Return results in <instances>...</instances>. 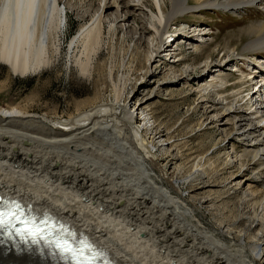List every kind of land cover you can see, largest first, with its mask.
Returning <instances> with one entry per match:
<instances>
[{
	"label": "bare ground",
	"instance_id": "bare-ground-1",
	"mask_svg": "<svg viewBox=\"0 0 264 264\" xmlns=\"http://www.w3.org/2000/svg\"><path fill=\"white\" fill-rule=\"evenodd\" d=\"M62 1L28 0L17 3L16 0H0V62L12 74H36L59 59L62 52L60 34L69 14L61 7ZM97 1L98 9L92 15H83L82 21L85 23L71 39L70 49L74 52L73 62L82 75L92 79L95 73L106 74L107 89L104 94L101 91L95 94L89 102V109L78 107L74 112L60 117L56 112L55 118H49L47 114L38 116L17 107L0 109V194L40 214L41 223L45 226L55 225L56 218L65 221L78 235L91 239L90 243L114 264H264V220L262 230L253 238L254 232L250 227L239 233L234 228L220 225V237H217L199 219L194 218V210L180 198L179 189L173 182L170 185L175 193L164 187L169 177H166L167 173L163 176L156 170L155 156L145 149L142 137V133L149 129L157 131L159 138L164 135L161 134L164 130H159L160 123L154 111L147 103L152 98L153 90L148 93L141 86L132 97L134 100L137 95V99L133 102L128 98L123 100L131 70H141L144 66L140 53L137 51L126 63L122 59V63L117 64L112 59L115 58L116 45L125 42V39L117 40L116 36L121 27L130 28V20L138 24L141 40L145 32H152L154 38L159 40L166 33L184 32L190 36L186 23L184 27L177 26L176 30L167 31L170 22L186 12H199L201 9L236 12L255 4L264 7V0H143L141 5L131 4L127 0ZM144 4L150 12L144 13L146 17L142 18L135 12L138 9L144 12ZM116 5L121 8V15L118 9L117 25H109L107 34L110 37L107 40L105 16ZM89 7L92 8V4ZM81 9L77 4L74 10L81 13ZM147 23L152 28H147ZM248 28L254 35L242 50L253 55L263 53L264 19L250 24ZM11 41L21 43L12 53L4 48ZM105 44H108L111 61L108 58L98 60L103 56L101 49ZM233 44L219 52H225L223 66L236 60L228 51L234 47ZM170 45L165 49L159 47L154 56L146 55L147 61L154 64L162 60H157L158 55L176 51ZM120 48L124 56L130 49ZM198 50L206 53L202 68H214L213 61L208 60L216 55L217 48L204 46ZM177 55L174 54V57ZM136 60L140 67L134 70L131 63ZM179 60L176 58L177 62ZM255 67L251 72H246L240 66L241 80H237L236 84H245V74L255 73L250 77L259 84L256 95L262 99L264 66L258 64ZM158 69L155 66L147 71L149 81L154 80ZM223 71V68L218 69L219 74L213 73L209 81L197 86L193 92L205 96L209 90H215L224 97L229 88L218 87L219 82L225 84L227 81L222 76ZM192 73L186 71L185 75L181 73L179 77L190 83ZM244 92L246 89L238 91L239 94ZM109 98L113 101L109 102ZM222 99L215 104L217 115L222 117L220 121L225 120L226 125L234 126L237 139L246 137L242 156L247 159L251 157L250 161L264 167V118L258 115L261 110L257 111L256 108L255 112L241 114L240 107H236L233 100L225 102L228 98ZM152 121L148 128L145 122ZM169 128L171 126L165 125L166 130ZM176 147L181 149L179 144ZM170 160L175 161L176 157ZM202 160V157L196 162L194 158L188 160V163L195 165V169H187L191 189L210 186L209 179L205 181L203 177L206 173L198 172L199 167L205 165L206 161ZM187 165L184 164L182 168L186 169ZM262 171L264 173V169ZM258 174L253 175V181L262 180L264 186V178ZM249 190L253 194L256 192L250 184ZM255 199L264 203V188ZM114 236H118L119 241L113 239ZM226 237L237 241L236 248L226 243ZM34 247L30 246L29 241L17 243L0 239V264L58 263L53 260L54 255L46 256L44 251Z\"/></svg>",
	"mask_w": 264,
	"mask_h": 264
},
{
	"label": "rangeland",
	"instance_id": "rangeland-1",
	"mask_svg": "<svg viewBox=\"0 0 264 264\" xmlns=\"http://www.w3.org/2000/svg\"><path fill=\"white\" fill-rule=\"evenodd\" d=\"M127 1H130L131 4H143V0ZM98 3L97 0L62 1L61 7L65 8V11L69 14L65 27L61 32L62 35L60 34L62 52L59 59L57 58L51 66L36 74L20 76L12 74L9 68L0 62V109L17 107L38 116L47 114L49 118L56 117L55 113L57 112V116L60 117L74 112L78 107L89 109V102L95 94L99 91L104 94L108 84L106 74L95 73L92 79L82 75L75 62H73L74 52L70 49L71 39L77 35L85 23V21H82L83 15H92L98 9ZM74 4L76 6L78 4L83 8L81 13L75 12L76 6ZM90 4H92V8L89 7ZM258 6L255 4L236 12L223 9H201L199 12H186L180 15L176 21L170 22L167 31L176 30L177 26L184 27L187 22L188 28L186 29L187 31L190 30V36L185 37V34L181 35L184 32H177L175 34L177 38H174L176 40L171 43L172 45H170L172 36L169 33L163 35L162 40H159L154 38L152 32H145L141 40L139 38L141 30L138 24H134L130 20V28L127 29L126 26L121 27L122 24L118 21V26L121 29L116 37L120 41L125 39V42H119L120 44L116 45L115 58L112 59L117 64L122 63V59L126 63L138 51L140 60L144 63L141 70H135L136 67H140L137 60L131 63V67L135 71L131 70V77L127 82L123 100L127 98L131 100L141 86H144L145 92L149 93L153 90L152 100L150 99L147 103L150 104L155 118L160 123L159 130H164L161 133L164 134L161 138H159L160 134L157 135V131L149 129L143 132L145 149L155 156L156 170L163 176L167 173L166 177H169V182H165L164 187L175 193L170 185L173 182L176 188L179 189L180 198L185 200L184 202L188 203L194 210V218L199 219L204 227L217 237H220L219 225L230 229L234 228V231H239V233L250 227L254 232L252 238L263 228L264 203L259 199H255L257 194L261 193L264 188L263 181H253L255 179L252 177L259 173L262 176L261 178H264L262 171L264 167L258 165V162L250 161L251 157L247 159L242 156L246 137H240L241 140L237 139L234 126L231 124L226 125L225 120L220 121L222 117L220 118V115H217L219 113L215 108V104L226 97L228 100L225 102L233 100L234 105L240 107L239 113L255 112L258 109L257 111L261 110L258 115L260 118H264V103L262 104L260 101L250 103L248 99L252 101V95H249L248 92L238 93V91L247 88L243 87L244 84H236L241 80V77L228 69L233 61L230 62V65L223 66L222 58L225 52L219 54L226 46L234 43V47L228 50L229 54L236 59H238L237 56H242L237 62L239 64L247 62L244 64L245 67L246 65L248 67L246 72H251V69L257 67L258 64L264 66V62L261 63V60H264V51L256 54L253 58L250 55L252 52L242 50L254 35L253 32H249V25L264 19V7H262L263 5ZM143 8L144 12H140V9L135 12L137 16L142 18L146 17L144 13L150 12L149 7L145 4ZM118 9L121 10L117 5L110 8L105 16V38L107 40L110 37L107 34L109 25H117L116 14ZM146 27L152 28L149 23ZM167 45H170L176 51L171 50L172 52L168 51V53L158 55L157 60H162L156 61L154 64L147 61L146 55L154 56L159 47L165 49ZM204 46L217 48L216 55L208 60L209 62L213 61L215 65L210 70L202 68L205 64L206 53H201L198 49ZM107 47L108 44L102 47L103 56L98 59L99 61L107 58L111 61V55ZM120 47H130L128 54L124 56ZM173 53L178 55L174 57ZM176 58L180 60L177 62ZM250 58L253 59L248 61ZM181 59L183 60L182 63ZM193 62L197 64H193ZM249 63L250 66H248ZM155 66L159 67L157 76L153 81H149L147 71L154 69ZM220 68H223L222 76L227 81L225 84L219 82L218 87L219 89L222 86L229 88L224 97L218 95L215 90H209L204 94L205 96L202 93L193 92L197 86L209 81L213 73L214 75L219 74L218 69ZM186 71L187 73L193 72L189 77L190 83L181 80L179 77L181 73L186 74ZM252 75L256 74L253 73ZM137 97L136 95L134 100ZM110 100L109 98L108 101L110 102ZM134 100L132 99V102ZM184 100L185 102H183ZM245 104L246 106H244ZM257 104L262 105L257 106ZM153 122L145 123L148 124L147 127L149 128ZM165 125L171 126V128L166 130ZM171 135L173 138L169 139L168 137ZM161 144L164 145L161 146ZM177 144L180 145L181 149L176 147ZM232 144H234L235 150H233ZM172 157H176V160L171 161ZM201 157L203 158L202 162H206L204 166H201L202 168L199 167L198 172L201 174L206 173L203 177L206 179L205 181L209 179L210 186H204V188L197 190L191 189L187 169L191 171L195 169V165H191V162L188 163V160L194 158L196 162ZM184 164H188L186 169L182 168ZM249 184L256 191L254 194L249 190ZM253 196L255 197L253 198ZM255 223H258V225L255 226ZM113 239L119 241L118 236H114ZM225 239H227L225 241L228 242V245L236 248L237 241H231L227 237Z\"/></svg>",
	"mask_w": 264,
	"mask_h": 264
},
{
	"label": "snow or ice",
	"instance_id": "snow-or-ice-1",
	"mask_svg": "<svg viewBox=\"0 0 264 264\" xmlns=\"http://www.w3.org/2000/svg\"><path fill=\"white\" fill-rule=\"evenodd\" d=\"M16 2L17 3H25V2H28V0H16ZM2 203L3 202H0V204H2ZM13 203L15 204L17 209L20 208L19 204H17L16 202H13ZM8 217H12L14 219L20 220V216L17 215L16 212H13L11 210H3V208L0 207V227H3L4 224L11 222L10 219H8ZM33 220H35V217H33ZM21 223H26V221H21ZM13 227H15V226L13 225ZM22 231H24V229H16V232L18 234L21 233ZM29 235L35 236L36 232H29ZM78 243L83 244L84 241H79ZM56 246H57V248H60L62 252H65V253H70L73 251V249L67 245V241H65L64 244L58 243ZM72 258L73 259H79L76 256H73Z\"/></svg>",
	"mask_w": 264,
	"mask_h": 264
}]
</instances>
